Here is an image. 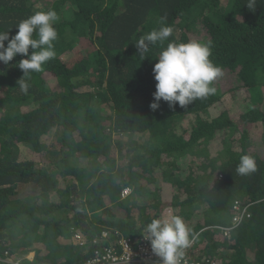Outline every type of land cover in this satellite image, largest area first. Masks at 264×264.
<instances>
[{
  "label": "trees",
  "instance_id": "obj_1",
  "mask_svg": "<svg viewBox=\"0 0 264 264\" xmlns=\"http://www.w3.org/2000/svg\"><path fill=\"white\" fill-rule=\"evenodd\" d=\"M246 3L0 0V31L10 38L36 11L59 16L56 56L31 74L27 94L17 83L22 57L0 62V264H15L6 260L14 251L21 264H79L104 251L116 232L141 239L166 214L182 217L190 231L225 225L236 205L250 217L235 233L206 231L202 253L187 256L201 264H264V0L254 10ZM161 17L173 34L141 60L134 44ZM191 40L212 42L210 59L223 71L216 93L186 108L161 100L152 110L161 49ZM191 116L192 125L177 129ZM245 154L257 171L241 176L236 167ZM102 230L110 238L93 244ZM72 231L87 240L84 247Z\"/></svg>",
  "mask_w": 264,
  "mask_h": 264
},
{
  "label": "clouds",
  "instance_id": "obj_2",
  "mask_svg": "<svg viewBox=\"0 0 264 264\" xmlns=\"http://www.w3.org/2000/svg\"><path fill=\"white\" fill-rule=\"evenodd\" d=\"M256 0H247V7L255 9ZM59 20L55 9L36 11L26 19L21 20L13 36L8 31H0V62L8 65L17 55L19 60L17 67L23 76L18 80V87L24 93H28V78L32 73L43 70V66L56 56L54 41L58 33L54 27ZM166 17L160 18L159 28L152 29L149 33L140 37L134 44L138 56L145 59V53L150 46L162 44L173 34V28L165 23ZM7 42V45H5ZM31 49V52H30ZM212 42L191 40L187 43L169 42L162 48L158 62L153 67L156 81L154 102L150 104L152 110L159 108V102H167L170 107L177 103L186 108L197 99H204L216 93L213 82L223 75L221 67L211 59ZM257 171L255 158L250 155H242L236 167V173L248 176ZM246 209V208H245ZM247 212H249L246 209ZM231 220L225 225L213 227L209 223H201L192 231L187 227L183 218L178 215H162L161 218L152 219L144 228V237L150 241L152 252L161 258L162 264H180L184 250L197 252L203 246V233L215 228V231L224 237H230L237 227L250 217L245 216L240 222ZM250 214V213H249ZM221 227H230L227 235L223 234ZM73 232V231H72ZM192 239L194 243L192 244Z\"/></svg>",
  "mask_w": 264,
  "mask_h": 264
},
{
  "label": "built area",
  "instance_id": "obj_3",
  "mask_svg": "<svg viewBox=\"0 0 264 264\" xmlns=\"http://www.w3.org/2000/svg\"><path fill=\"white\" fill-rule=\"evenodd\" d=\"M129 193V189L122 190V196ZM239 205L235 206L238 210L233 217L234 222H240L244 215L249 216V212L245 207L239 209ZM223 234L227 235L232 228L221 227ZM118 237L113 240L104 251H96L91 257L79 264H162L161 258L157 257L151 249L150 241L142 236L141 239H130L123 237L119 232L115 233ZM110 231L102 230L100 235L92 240L93 244L99 243L100 240L104 241L110 238ZM71 239L75 241L77 247L82 248L87 244V240L78 232L71 233ZM194 240L192 239V244ZM188 248L184 250V255L180 259V264H201L200 261L191 260L187 256Z\"/></svg>",
  "mask_w": 264,
  "mask_h": 264
},
{
  "label": "rangeland",
  "instance_id": "obj_4",
  "mask_svg": "<svg viewBox=\"0 0 264 264\" xmlns=\"http://www.w3.org/2000/svg\"><path fill=\"white\" fill-rule=\"evenodd\" d=\"M41 2L42 3H45V4H49L50 2H52V0H41ZM48 2V3H47ZM191 38H192V36H193V34H191V35H189ZM194 38H199V35H197V34H194ZM63 58L64 59H66V56H63ZM220 83H221V85H222V90H225V88H226V85L224 84V82H223V80H220L219 81ZM217 106L218 105H220L219 103L218 104H216ZM193 116H191V117H186V118H182L181 119V125L179 126L178 125V128L177 129H183V128H186V127H188L189 125H192V123L194 122V120H193ZM239 128H241V125H239ZM51 137H53L54 138V136L52 135ZM50 137V140L52 139ZM233 142H234V137H233V139H231ZM48 142V141H47ZM256 147H257V151L260 153L261 151H263V148H262V146H260L258 143L256 144ZM119 163V160L117 161V164ZM156 195H157V193H156ZM229 217V214H227V218ZM229 219V221L231 220V218H228ZM33 255H34V253L33 252H30V253H27L26 255H25V257L26 258H28V259H32L33 258ZM21 258H22V255H20V253L19 252H15L14 251V254L11 256H8L7 258H6V260L8 261V262H12V263H15V264H21V262H20V260H21Z\"/></svg>",
  "mask_w": 264,
  "mask_h": 264
},
{
  "label": "crops",
  "instance_id": "obj_5",
  "mask_svg": "<svg viewBox=\"0 0 264 264\" xmlns=\"http://www.w3.org/2000/svg\"><path fill=\"white\" fill-rule=\"evenodd\" d=\"M199 222V221H198ZM202 222V221H201ZM229 222V219H227V223ZM205 223H208V222H205ZM210 224V223H209ZM197 252H201V249L200 248H198L197 249ZM202 253V252H201Z\"/></svg>",
  "mask_w": 264,
  "mask_h": 264
}]
</instances>
